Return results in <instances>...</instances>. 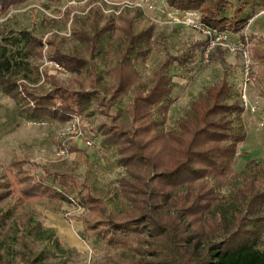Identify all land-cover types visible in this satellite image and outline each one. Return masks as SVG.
I'll return each instance as SVG.
<instances>
[{"label": "trees", "instance_id": "obj_1", "mask_svg": "<svg viewBox=\"0 0 264 264\" xmlns=\"http://www.w3.org/2000/svg\"><path fill=\"white\" fill-rule=\"evenodd\" d=\"M27 1L0 0V12ZM163 1L177 12H198L204 25L233 34L251 13L264 11V0ZM95 17L76 21L71 48L62 50L65 39L52 37L44 53L34 31L0 29V91L26 122L87 121L84 129L101 151L116 152L126 175L118 189L77 181L72 172L82 164L88 169L91 158L76 149H69L76 157L69 166L39 167L14 157L0 174V264H50L49 252L37 243L65 253L55 233L29 209L42 200L89 210L85 235L109 251L100 264H264V163L248 161L233 178L247 130L238 93L229 83L235 67L225 52L215 49L209 55L223 71L217 84L192 99L185 118L166 131L175 90L172 72L184 77L199 68L206 43H192L178 58L168 57L142 82L154 26L139 9L118 20ZM261 43L251 48L250 79L264 91ZM43 57L70 78L63 81L51 67L30 64ZM41 77L43 83L30 89ZM96 114L106 117L97 126ZM237 178L243 183L222 198L218 190Z\"/></svg>", "mask_w": 264, "mask_h": 264}, {"label": "rangeland", "instance_id": "obj_2", "mask_svg": "<svg viewBox=\"0 0 264 264\" xmlns=\"http://www.w3.org/2000/svg\"><path fill=\"white\" fill-rule=\"evenodd\" d=\"M144 1L28 0L0 12V29L7 33L24 29L34 31L42 39L43 53L48 49V41L52 37L64 38L66 45L62 47V50H65L73 45V29L76 26V21H87L88 19L92 21L97 15L101 19L118 20L139 9L145 20L154 26L152 41L155 42L151 55L141 72V81L143 82L148 81L155 69L162 65L168 57L178 58L187 51L192 43L205 42L207 45L203 34L184 25L174 24L169 17H166L167 13H171L182 15L184 19H197L200 17L198 12H177L170 9L165 3L162 6L159 4L145 5ZM138 4H142V7H138ZM249 13L248 10L247 14ZM66 16L68 18L65 22ZM232 36V43L239 44V50L230 52L226 47L216 45L212 51L206 54V46L203 53H200L202 54L198 63L200 67L193 70L190 75L181 77L179 76L181 72H172L175 90L172 95L173 104L167 114L165 130L176 129L178 120L185 118V112L188 111L192 99L203 94L210 86L217 84L221 78L222 69L217 64L209 62V55L215 49L225 52L226 62L235 67L234 73L229 77V83L234 87V91L238 93L241 101V88L242 84L244 85V59L242 57L244 51L247 52L250 65L247 98L254 102L258 101V110L256 115H252L243 108L242 120L247 130V138L237 148V163L232 173L233 178H236L246 162L256 160L264 163V126L260 127V124L264 123V91L261 90L259 84L250 79L253 64L250 56L251 48L253 44H260L261 40H264V11L257 14L251 13L244 28ZM261 44L264 45V43ZM177 63L174 61L173 66H176ZM30 64L51 67L59 73V77L63 81L70 78V75L66 74L62 67L48 63L44 57L40 61L31 60ZM43 67H40L39 70ZM42 83L41 77L38 84L29 85V87L34 90L33 87ZM125 103L126 99L123 100V104ZM92 120L97 126L104 122L106 117L96 114ZM80 124L82 132L89 138L95 139L84 129L88 125L87 121L80 120ZM64 125L65 123L59 121H51L43 125L26 122L17 116L14 101L0 94V174L10 165L14 157L28 160L29 164L33 166L49 168L59 164L69 166L74 163L76 157L70 153L69 149L82 150L86 154L89 150L81 147L80 140L76 141L75 137L72 138L69 134L63 136ZM97 137L99 140L102 139L99 134ZM60 151H65L64 155H59ZM91 151L87 153H92L90 154L89 168L86 169V166L82 164L72 172L76 180L87 181L88 184L98 188L118 189L119 181L126 175V169L118 165L116 152L99 150L104 154L99 155L98 152ZM241 183L243 180L237 178L233 184L221 188L218 192L222 198L226 199L232 194L234 187ZM121 208L120 205L115 206L114 210H121ZM29 209L33 213L34 219L44 229L52 230L55 233L65 252L61 254L50 244L37 243L38 248H44L49 252L50 264H61V262H65V264H100L108 255V250L95 245L85 235L84 222L90 217V212L86 208L78 204H61L60 207H57L42 200L30 204ZM262 238V249L264 250V236Z\"/></svg>", "mask_w": 264, "mask_h": 264}, {"label": "built area", "instance_id": "obj_3", "mask_svg": "<svg viewBox=\"0 0 264 264\" xmlns=\"http://www.w3.org/2000/svg\"><path fill=\"white\" fill-rule=\"evenodd\" d=\"M145 5H163L164 1L163 0H145L143 2ZM138 7H142V4H138ZM166 17H169L174 24H180V25H184L185 27L190 28L193 31H197L201 34H203V36H205L204 38H206L207 40V47H206V54L210 51H212V49L216 46V45H221L223 47H226V49H228L230 52H234L236 50H239V44H234L232 43V34L233 33H227V32H219L215 29H212L206 25H204L199 18L195 19H184L182 15H178V14H171V13H167ZM243 66H244V80L242 84V88H241V101H242V106L244 108L245 111H248L250 114L252 115H256L257 114V110H258V101H251L250 99L248 100L247 98V83H248V72H249V60H248V54L247 52L244 51L243 53ZM1 95H3L2 93H0ZM249 96V95H248ZM250 97V96H249ZM254 102V103H253ZM80 120L77 117H73L71 118V120H69L68 122L65 123L64 125V129H63V136H65V134H69L70 136L75 137L76 141L80 140L81 147H84L86 149H88L89 151L95 153L98 152L99 155L103 154L102 152H99V147L97 146V142L94 139L89 138L88 136H86L80 127ZM264 126V123L260 124V127ZM88 151V152H89ZM65 151H60L59 155H64ZM104 155V154H103Z\"/></svg>", "mask_w": 264, "mask_h": 264}, {"label": "crops", "instance_id": "obj_4", "mask_svg": "<svg viewBox=\"0 0 264 264\" xmlns=\"http://www.w3.org/2000/svg\"><path fill=\"white\" fill-rule=\"evenodd\" d=\"M80 149V148H79ZM88 153V152H87ZM90 154H92V153H90ZM90 154H88L89 156H90Z\"/></svg>", "mask_w": 264, "mask_h": 264}]
</instances>
